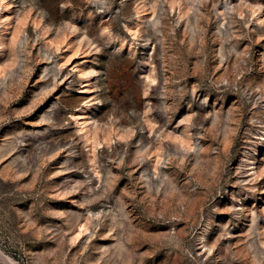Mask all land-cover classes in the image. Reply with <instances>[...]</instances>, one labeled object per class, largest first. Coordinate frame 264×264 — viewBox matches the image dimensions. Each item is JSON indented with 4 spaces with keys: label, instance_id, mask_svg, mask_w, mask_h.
I'll list each match as a JSON object with an SVG mask.
<instances>
[{
    "label": "rangeland",
    "instance_id": "374dc122",
    "mask_svg": "<svg viewBox=\"0 0 264 264\" xmlns=\"http://www.w3.org/2000/svg\"><path fill=\"white\" fill-rule=\"evenodd\" d=\"M0 264H264V0H0Z\"/></svg>",
    "mask_w": 264,
    "mask_h": 264
}]
</instances>
